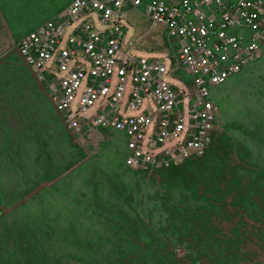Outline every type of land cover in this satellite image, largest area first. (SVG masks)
I'll return each mask as SVG.
<instances>
[{
	"label": "trees",
	"instance_id": "obj_1",
	"mask_svg": "<svg viewBox=\"0 0 264 264\" xmlns=\"http://www.w3.org/2000/svg\"><path fill=\"white\" fill-rule=\"evenodd\" d=\"M72 1L44 0V17L25 22L0 57V264H264V160L244 140L264 145V118L218 128L223 106L211 98L202 155L134 170L125 135L105 129L90 155L51 102L54 76L39 81L18 49Z\"/></svg>",
	"mask_w": 264,
	"mask_h": 264
},
{
	"label": "built area",
	"instance_id": "obj_2",
	"mask_svg": "<svg viewBox=\"0 0 264 264\" xmlns=\"http://www.w3.org/2000/svg\"><path fill=\"white\" fill-rule=\"evenodd\" d=\"M146 1L144 15L166 31L168 67L123 47L121 21L143 0H73L18 44L39 81L45 82V74L54 76L46 87L65 127L83 140L103 129L123 133L130 154L126 165L134 170L202 155L217 117L211 90L264 52V0ZM90 14L101 30L88 22ZM178 71L190 77V84ZM114 75L117 82L111 87ZM149 100L154 108L143 109ZM97 103L94 115L83 116ZM133 111L140 112L127 115ZM171 139L175 143L166 147Z\"/></svg>",
	"mask_w": 264,
	"mask_h": 264
},
{
	"label": "rangeland",
	"instance_id": "obj_3",
	"mask_svg": "<svg viewBox=\"0 0 264 264\" xmlns=\"http://www.w3.org/2000/svg\"><path fill=\"white\" fill-rule=\"evenodd\" d=\"M44 12V0L34 1L29 8H26L25 4L20 0H0V57L15 45L16 37L21 34L18 32L26 26L25 22L43 18ZM87 20L88 22L93 20L97 30L103 28L93 14H90ZM78 23L75 24L77 25ZM121 26L124 32L123 47L125 50L137 57L157 59L164 62L167 67L169 66L164 29L161 26L152 25L144 16L143 8L127 12L121 21ZM69 30L66 32L68 33ZM166 79L175 87L182 88V85L171 77L166 76ZM116 82L117 78L114 75L111 87L115 86ZM129 92L130 88L128 86L126 95ZM261 92H264V57L246 65L245 72L232 76L219 86L218 90H212V98L219 99L221 106H223L221 112L218 109V128L230 120H236L248 128L254 129L251 123L258 124L261 117L262 119L264 118V98L261 97ZM76 103L77 100L73 102V105H76ZM98 103L87 111H84L83 116L90 117L94 115L97 111ZM150 103L151 100L148 103L144 102L143 109L144 105L147 106L148 104L154 108V105ZM139 112L133 111L127 113V115L134 116L138 115ZM256 115L259 119L256 118ZM184 116L186 118V112ZM236 135L240 140L243 138L242 134L236 133ZM79 140L84 145V148H87L88 145L92 146V150L89 151L90 155H95L101 151L98 144L100 142L98 135L91 140L80 138ZM244 140L250 147L253 155L256 158L264 160V145H259L248 138ZM174 143L175 139H171L170 142L165 143V146L171 147ZM120 148L122 151L124 145H121Z\"/></svg>",
	"mask_w": 264,
	"mask_h": 264
},
{
	"label": "clouds",
	"instance_id": "obj_4",
	"mask_svg": "<svg viewBox=\"0 0 264 264\" xmlns=\"http://www.w3.org/2000/svg\"><path fill=\"white\" fill-rule=\"evenodd\" d=\"M139 8H140V7H139ZM27 36H28V35H27ZM165 36H166V35H165ZM21 40H22V39H21ZM21 40H20V41H21ZM20 41H19V42H20ZM18 44H19V43H18ZM245 67H246V66H245ZM229 79H230V78H229ZM214 89H215V88H213L212 90H214ZM212 90H211V92H212ZM211 98H212V96H211ZM211 100H212V99H211ZM212 102H213V101H212ZM213 104H214V103H213ZM126 143H127V142H126Z\"/></svg>",
	"mask_w": 264,
	"mask_h": 264
},
{
	"label": "crops",
	"instance_id": "obj_5",
	"mask_svg": "<svg viewBox=\"0 0 264 264\" xmlns=\"http://www.w3.org/2000/svg\"><path fill=\"white\" fill-rule=\"evenodd\" d=\"M131 11H133V10H131ZM128 12H129V11H128ZM144 16H145V15H144ZM145 17H146V16H145ZM163 29H164V28H163ZM164 32H166L165 29H164ZM164 34H165V33H164Z\"/></svg>",
	"mask_w": 264,
	"mask_h": 264
}]
</instances>
